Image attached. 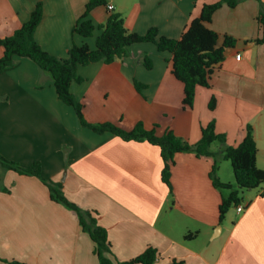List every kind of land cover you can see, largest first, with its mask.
Segmentation results:
<instances>
[{
    "label": "crops",
    "instance_id": "1",
    "mask_svg": "<svg viewBox=\"0 0 264 264\" xmlns=\"http://www.w3.org/2000/svg\"><path fill=\"white\" fill-rule=\"evenodd\" d=\"M218 1L107 3L131 32L145 34L155 27L179 39L204 4ZM39 2L44 16L35 37L45 51L66 58L74 43L95 47L99 32L91 39L72 33L89 0H0V40L28 21ZM262 8L261 1L239 0L213 15L208 27L220 35L219 46L226 35L237 45L227 50L210 87L197 89L192 108L183 106L184 85L172 74V55L151 43L133 45L122 61L81 66L84 81L73 83L71 91L91 123L132 130L142 122L149 130L156 127L159 136L171 130L190 144L198 143L202 127L215 121L227 145L238 146L251 125L257 164L264 170V44L256 43L263 34L257 20ZM108 16V8L99 7L90 19L100 25ZM3 53L0 46V58ZM145 55L153 61L152 70L143 63ZM135 80L146 85L142 93ZM0 152L25 168L40 162L44 178L62 183L71 202L97 211L120 261L154 247L160 264H264V186L245 195L246 209L236 221L229 222L228 213L220 223L222 194L211 179L214 159L177 154L171 192L162 181L164 162L157 146L82 127L74 109L57 96L51 75L27 58H18L0 75ZM219 158L220 180L235 184L232 166ZM94 247L77 214L53 201L41 179L0 167V258L6 261L0 264H99Z\"/></svg>",
    "mask_w": 264,
    "mask_h": 264
},
{
    "label": "trees",
    "instance_id": "2",
    "mask_svg": "<svg viewBox=\"0 0 264 264\" xmlns=\"http://www.w3.org/2000/svg\"><path fill=\"white\" fill-rule=\"evenodd\" d=\"M263 8L257 18L262 28V38L256 40L257 44H264V0ZM239 0H219L213 4H204L200 15L193 19L186 27L179 39L169 38L160 34L158 28H151L145 34L131 32L125 18L117 12L109 11V16L104 24L95 25L90 19L93 10L107 7V0H89L85 12L77 21L72 33L84 38L96 37L95 47L87 43H76L68 51L66 58L56 57L45 51L37 42L35 34L44 16V6L39 2L32 11L30 18L11 36L0 40L4 53L0 58V75L13 67L18 58L32 60L37 66L49 73L53 79L55 91L59 99L72 107L82 127L96 134L110 133L126 142H147L160 149L164 162L162 181L172 192L171 171L175 164V157L179 153L193 152L199 158H212L214 165L211 179L214 187L222 194L219 221L222 223L232 206L242 204L241 194L250 190H261L264 186V170L257 164L258 148L254 137L253 127L248 125L244 140L238 146L227 145L225 134L216 130V122L212 121L202 127V136L198 143L190 144L178 137L173 131L167 130L163 135H157L156 127L147 129L139 122L132 130H125L112 122L91 123L84 114V104L81 103L71 91L73 83H82L84 78L79 74L81 66L102 62L112 64L122 61L130 55V48L136 44L151 43L160 53L172 55V74L184 85V108H192L199 87H210V79L215 69L224 61L226 52L237 45V40L228 35L224 36L223 43L219 46L220 35L208 27L213 15L224 5L235 7ZM143 63L148 70L153 69V61L148 55L143 58ZM138 92L146 85L135 80ZM216 99L212 98L209 108L215 109ZM221 144V151L212 149L214 143ZM229 161L232 165L235 184L224 183L220 180L218 171L220 158ZM0 167L4 170L15 171L20 175L34 176L43 181L49 188L51 199L74 211L85 233L94 242V253L99 264H160V253L154 247L147 248L137 257L127 260H118L111 250L108 230L98 220L97 211L84 210L71 202L63 191L62 183H55L45 179L43 166L35 162L30 167H22L19 163L5 158L0 152ZM227 190L225 194L223 191ZM264 196V192H261ZM187 239L193 238L191 234ZM0 261H4L0 258ZM6 262V261H4ZM9 264H24L20 262H7ZM168 264H184L183 261H172Z\"/></svg>",
    "mask_w": 264,
    "mask_h": 264
},
{
    "label": "rangeland",
    "instance_id": "3",
    "mask_svg": "<svg viewBox=\"0 0 264 264\" xmlns=\"http://www.w3.org/2000/svg\"><path fill=\"white\" fill-rule=\"evenodd\" d=\"M90 39H91V38H90ZM87 40H89V39H87ZM93 40H94V39H93ZM92 43H93V42H92ZM146 44H149V43H146ZM61 122H62V121H61ZM219 146L221 147V144L218 143V142H216V143L213 144L212 149H213V150H216L215 148H216V147H219ZM220 147H219V149H220ZM225 164H228V165H226V166H232L231 163H230L229 161H226ZM219 165H220V162H219ZM228 171L230 172L229 169H228ZM230 175H231V172H230ZM223 192H224L225 194L228 193L227 190H224ZM252 192H254V191H252ZM252 192L245 191L244 194L242 193V194H241V197L243 198V201H247V198L245 197V195H246V194H249V193H252ZM252 194H253V193H252ZM243 203H244V202H243ZM228 213H229V215H228V216H229V218H228V219H229V222H230V221H236L237 218L239 217V215H237V207H236V206H232Z\"/></svg>",
    "mask_w": 264,
    "mask_h": 264
},
{
    "label": "built area",
    "instance_id": "4",
    "mask_svg": "<svg viewBox=\"0 0 264 264\" xmlns=\"http://www.w3.org/2000/svg\"><path fill=\"white\" fill-rule=\"evenodd\" d=\"M108 10H110V11H114V6L111 5V4H109V5H108ZM237 57H238V58H241V55L238 54ZM245 209H246L245 205H244V204H240L239 206H237V213H238V214H242V213L245 211Z\"/></svg>",
    "mask_w": 264,
    "mask_h": 264
}]
</instances>
